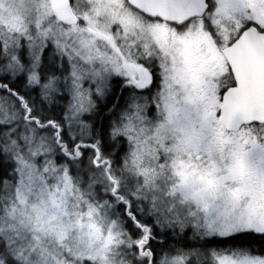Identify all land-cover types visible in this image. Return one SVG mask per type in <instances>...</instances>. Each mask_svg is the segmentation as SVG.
Segmentation results:
<instances>
[{
    "label": "snow or ice",
    "instance_id": "obj_1",
    "mask_svg": "<svg viewBox=\"0 0 264 264\" xmlns=\"http://www.w3.org/2000/svg\"><path fill=\"white\" fill-rule=\"evenodd\" d=\"M0 264H264V0H0Z\"/></svg>",
    "mask_w": 264,
    "mask_h": 264
}]
</instances>
